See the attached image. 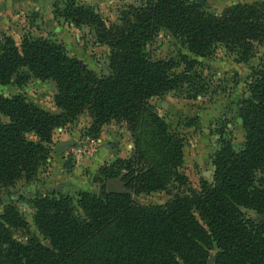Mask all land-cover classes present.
Returning <instances> with one entry per match:
<instances>
[{
  "label": "trees",
  "instance_id": "obj_1",
  "mask_svg": "<svg viewBox=\"0 0 264 264\" xmlns=\"http://www.w3.org/2000/svg\"><path fill=\"white\" fill-rule=\"evenodd\" d=\"M60 16L92 29L96 43L110 50V72L98 75L50 40L27 36L18 46L3 36L0 88L52 80L58 112L22 95H0L7 120L0 122V188L36 180L56 130L87 115L92 138L112 122L131 133L130 157L102 167L97 177L101 184L120 179L127 193L38 194L29 201L37 234L11 198L3 200L0 264H208L213 251L215 264H264V222L246 214L264 216V55L238 103L244 143L235 148L220 131L213 181L199 189L182 171L184 138L151 104L171 92L201 96L208 87L201 60L219 50L250 63L264 49V2L233 5L217 16L195 0H146L109 23L93 7L69 0ZM162 32L187 53L152 59L146 50ZM164 191L173 194L164 204L137 200Z\"/></svg>",
  "mask_w": 264,
  "mask_h": 264
},
{
  "label": "rangeland",
  "instance_id": "obj_2",
  "mask_svg": "<svg viewBox=\"0 0 264 264\" xmlns=\"http://www.w3.org/2000/svg\"><path fill=\"white\" fill-rule=\"evenodd\" d=\"M69 0H0V41L3 36L11 37L20 46L27 36L44 38L65 48L68 55L83 61L100 76L109 74L110 50L95 41L94 33L88 26L76 28L60 16ZM79 5L91 6L109 23H116L126 6H140L146 1L133 0H75ZM208 13L221 15L233 5L264 2V0H195ZM152 59H175L180 53H187L177 41L162 32L147 50ZM264 49L259 51L250 63H238L236 57L227 56L219 50L211 59H203L199 71L208 85L206 92L196 99L187 94L171 92L154 99L151 104L165 119L171 129L181 133L185 140L184 167L182 171L199 189L202 181H213L212 159L219 148L220 131L230 139L235 148L244 143L245 131L238 114V103L247 97V84L251 69L259 64ZM58 93L52 80L41 82L31 79L19 87L15 83L0 88V95L6 98L22 95L37 107L55 113V97ZM7 120L0 115V122ZM91 118L83 115L75 121L59 128L54 133L50 146L51 155L47 166L31 183L20 181L15 186L0 188V214L5 208L3 200L11 203L25 216L31 231L37 234L34 210L29 201L38 194H60L73 199L81 192H91L102 196L107 192V183L97 181L99 170L117 159L130 157L134 146L127 145L132 135L124 123L112 122L103 127L98 139L89 136ZM128 132V134L126 132ZM128 136V140L127 137ZM99 145V140L104 138ZM31 139L35 140L33 136ZM133 144V140H132ZM112 153L110 158L97 157L101 149ZM127 156V157H125ZM123 157V158H122ZM125 157V158H124ZM117 181H121L120 179ZM113 181V182H117ZM122 183V181H121ZM25 195L26 200L21 197ZM171 191L150 196H141L142 205L164 204L172 198ZM248 217L264 222L254 212L246 211ZM20 239L21 235L16 234ZM48 245V242H45ZM216 251L211 254L208 264H215Z\"/></svg>",
  "mask_w": 264,
  "mask_h": 264
},
{
  "label": "water",
  "instance_id": "obj_3",
  "mask_svg": "<svg viewBox=\"0 0 264 264\" xmlns=\"http://www.w3.org/2000/svg\"><path fill=\"white\" fill-rule=\"evenodd\" d=\"M107 193L108 194H125L127 191L124 189V185L121 181L113 182L109 181L107 183Z\"/></svg>",
  "mask_w": 264,
  "mask_h": 264
},
{
  "label": "crops",
  "instance_id": "obj_4",
  "mask_svg": "<svg viewBox=\"0 0 264 264\" xmlns=\"http://www.w3.org/2000/svg\"><path fill=\"white\" fill-rule=\"evenodd\" d=\"M142 1H146V0H142ZM127 2L134 3L133 0H127ZM125 132H126V131H125ZM126 133L128 134V132H126ZM125 137H127V140H128V136H125ZM104 139H105V137L99 140V145H100V144H101V145L104 144V143H103ZM126 143H127V145H129V148H130V146H133V144H132V140L130 139V137H129V141H127ZM101 150H102V152H101V153L99 152V154L97 155V157L105 158V160H106L107 158H110L109 154L112 156V153L109 152L108 150H107V152L105 151L106 149H103V148H102ZM125 157H127V156H125ZM125 157H124V158H125ZM122 158H123V157H122Z\"/></svg>",
  "mask_w": 264,
  "mask_h": 264
}]
</instances>
